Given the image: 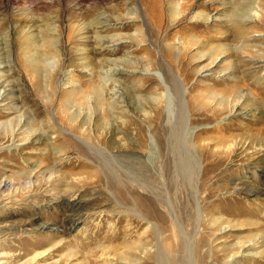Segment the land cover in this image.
I'll return each mask as SVG.
<instances>
[{
    "label": "rangeland",
    "instance_id": "obj_1",
    "mask_svg": "<svg viewBox=\"0 0 264 264\" xmlns=\"http://www.w3.org/2000/svg\"><path fill=\"white\" fill-rule=\"evenodd\" d=\"M210 91L233 111L196 104ZM17 122L47 135L0 149V264H264V0H0V132ZM219 125L256 153L202 177L189 139Z\"/></svg>",
    "mask_w": 264,
    "mask_h": 264
},
{
    "label": "bare ground",
    "instance_id": "obj_2",
    "mask_svg": "<svg viewBox=\"0 0 264 264\" xmlns=\"http://www.w3.org/2000/svg\"><path fill=\"white\" fill-rule=\"evenodd\" d=\"M175 9L177 11V7L175 8L174 6H170L168 8V11L170 12V14H171L170 16L172 18L178 12V11L176 12ZM240 14L241 15H244V9L240 11ZM199 16H201L202 18L204 17L203 16V13L199 14ZM204 18H207V17H204ZM173 20H174V18L171 19L170 21H173ZM249 30H250V28H246L244 25H236L234 27L233 34L232 35L234 37H243L247 32H249ZM185 41H183L182 43H184ZM198 57H202V55H199ZM46 59H47V54L44 53V52L38 53V54H36L33 57V61L34 62L42 63V64H44V62H45ZM244 61L245 60H241V63L242 62L244 63ZM245 82L246 81H244L242 79L236 81L235 86H234V89L230 93H236V91H237V89H239V87H241L242 85H245ZM170 83H171L172 87L174 88V90L176 91L175 94L177 95V99H178L177 100L178 101V103H177L178 110H177L176 115H174V118H176L175 121L177 120V122H180V125L178 126L179 128L177 130H175V131H177V136H176V138H175L174 141L179 146L180 145V142H181L179 140L182 139L183 136L185 137L186 132H188V133L191 134V130L190 129L189 130L186 129L187 122L188 121H187V113L185 111V106H184V100L182 98V88H181V85H180V83L178 82V80L174 76H171ZM36 88L39 90V87H36ZM44 90H46L45 87H42V93L43 94L45 92ZM97 90H95V91H97ZM261 90L263 91V89H261ZM39 92L41 93V90ZM96 95L99 96L100 94L98 95V93H97ZM96 95H95V97H96ZM195 96L197 97L198 95H195ZM202 98L204 99L205 97H203V95H202ZM202 98L200 97L198 100L195 99L196 100L195 101L196 104L202 105L204 103H207V104L210 103L211 104V102H215L216 103V108H217L216 110H218L219 112H221V114H225V113L228 114L229 111H233L232 109L234 108V106H233V108L229 109L230 103L232 102V100H229L228 101L227 100V97H225L224 95L218 97V94L216 92L210 91V92L207 93V96H206V100L205 101H203ZM153 101L152 102L154 103V106L156 107V109L162 103L164 105H167V106H169L170 103H171V99H170V95L169 94H166V95L163 94L162 96H159V97L155 98ZM236 103H237V101L235 100V102H234V105L235 106L237 105ZM207 104H206V106H207ZM240 107H242V106L240 105ZM168 108H170V107H168ZM240 109H242V108H240ZM218 111H216V112H218ZM213 114H214V112H213ZM227 114H225V116ZM70 117H71V118H69L70 120H75V117L73 115L70 116ZM188 120H191V119H188ZM84 121L83 122H80L79 124H81V125H82V123L85 124L86 122H84ZM18 125H19V122H17L15 125H13L12 128H9L7 125H2L1 126V129L2 130L0 132V149H4L3 145L7 141H9V143L6 145V147L8 149H10L11 147H14V148L15 147H18V144L15 143L16 140H14L15 137H17L18 134H21V137L22 138L20 140H23V139L24 140H29L30 139L32 141H39L42 137H45V135H47L46 134L47 132L44 130L45 128H43V125H38V127H28V126H25V124H21L20 126H18ZM16 126H17V128L15 130V127ZM221 129H222V127L219 125V126H215V128H212V129H203L202 131H198V132L196 131V132H194V134L192 133V135H191V137L189 139L190 145L193 147L194 150H197V152L199 153V155L202 158H204L203 160L206 161L208 159V157L210 158V155L211 156H214L213 163H210V164H212L211 167L210 168H204V169H202V177H205L206 176V174L208 173V170L209 171H211V170L214 171V170L218 169L227 159H229V161L231 162V164H232V162H234V163L235 162H240L241 163V162L249 161L250 158H251V156H252V154L253 153H256V150L255 149H254V151H251V153H249V151H248V150H250L249 148H253L252 147V145H253L252 144V138L256 134V133H254L252 131V129H247L245 131L246 135L249 136L248 138L239 137V139H237V136H240V134H233V133H224L223 134V133H221ZM257 133H260V134L261 133H264V122H262V126L257 130ZM180 135H181V138H179ZM47 140H48V138H47ZM48 143L50 144L49 141H48ZM54 150H55V153L54 154H58L59 157L61 155L63 156L65 154V153L64 154H61L64 151L61 148H57V149H54ZM100 155H101V153H100ZM193 156L194 155L191 154V161L195 160V158ZM101 157L104 158L103 155H101ZM191 161H189L187 164H185V162L183 160H180V172L182 174H184V175L187 174V166L188 165H192ZM105 163L106 164L108 163V160L107 159H105ZM259 163L264 164V161H261ZM93 165H95V164H93ZM102 166H103V168L105 167L104 164H102L101 167ZM31 167L35 170L36 168H38V164L32 165ZM189 169H191V168H189ZM54 170H56L55 167L53 168V171ZM38 180L40 181V179H38ZM28 183H30V185L31 184L34 185L35 182L29 180ZM232 183L233 182H231V184ZM4 184H8V183H4ZM232 185H233L232 186V189L233 190H243L245 192H252L253 191V186L249 182L246 183L244 181H240L239 184L235 185L233 183ZM201 218L202 219H204V218L205 219H208L207 220L208 222H211L209 220V219H211L213 221V223L219 224V229H222V228H224V227H226L228 225V224L227 225H225V224L223 225V223L221 221L222 220L226 221V220L223 219L222 217L221 218L220 217L211 218L210 215L205 214V213H202L201 214ZM245 222H247L248 224H252L250 221H245ZM244 224H246V223H244ZM241 252H245V251L244 250H241ZM238 253L239 252H235V253H233L230 256L232 258L231 259H228V263L229 264H239L238 261H236V258H235Z\"/></svg>",
    "mask_w": 264,
    "mask_h": 264
}]
</instances>
